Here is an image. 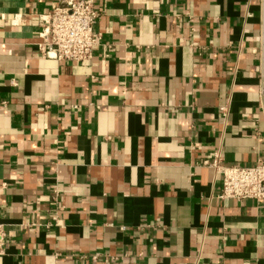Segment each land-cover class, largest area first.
I'll use <instances>...</instances> for the list:
<instances>
[{
  "label": "crops",
  "instance_id": "0c3cea01",
  "mask_svg": "<svg viewBox=\"0 0 264 264\" xmlns=\"http://www.w3.org/2000/svg\"><path fill=\"white\" fill-rule=\"evenodd\" d=\"M57 1L0 0V264H264L204 165L264 155V0H93L83 63L39 53Z\"/></svg>",
  "mask_w": 264,
  "mask_h": 264
},
{
  "label": "built area",
  "instance_id": "2783aa9c",
  "mask_svg": "<svg viewBox=\"0 0 264 264\" xmlns=\"http://www.w3.org/2000/svg\"><path fill=\"white\" fill-rule=\"evenodd\" d=\"M101 17L93 0H58L49 12L39 16L41 29L37 48L42 58L58 61L87 62L94 56L101 34L95 26ZM223 114L226 106L221 107ZM220 152L204 165L221 174L218 198L264 200V155L252 166H227ZM56 200V198H55ZM5 229L0 224V255L5 246Z\"/></svg>",
  "mask_w": 264,
  "mask_h": 264
}]
</instances>
